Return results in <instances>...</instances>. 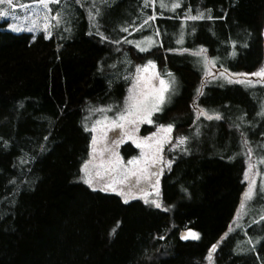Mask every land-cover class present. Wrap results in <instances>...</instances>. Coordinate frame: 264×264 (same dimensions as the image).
Returning <instances> with one entry per match:
<instances>
[{
	"label": "trees",
	"instance_id": "trees-1",
	"mask_svg": "<svg viewBox=\"0 0 264 264\" xmlns=\"http://www.w3.org/2000/svg\"><path fill=\"white\" fill-rule=\"evenodd\" d=\"M169 1L179 7L161 15L145 0H101L107 18L100 19L95 1L60 0L50 14L60 9L62 19H52L48 38L0 23V264H264V219L257 213L264 193L258 190L248 216H240L255 154L222 151L226 130L217 148L189 143L200 126L214 125L200 109L220 112L222 121L224 105L231 104L248 116L255 112L252 122L264 109V82L250 87L233 78L224 89L206 84L198 55L205 52L232 75L264 67V0ZM189 9L213 19L185 20ZM140 25L148 27L142 34L159 40L147 52L130 42ZM148 60L163 77L179 80L172 103L153 117L154 127L174 125L164 154L172 163L160 174L161 208L137 196L124 203L81 179L92 148L90 126L101 113L89 109L121 106L136 67ZM111 108L106 112L114 115L117 106ZM257 125V144L249 143L262 149L264 117ZM182 135L189 137L182 145L187 151L173 147ZM121 152L130 157L140 149L128 142ZM188 230L199 239H182Z\"/></svg>",
	"mask_w": 264,
	"mask_h": 264
},
{
	"label": "snow or ice",
	"instance_id": "snow-or-ice-1",
	"mask_svg": "<svg viewBox=\"0 0 264 264\" xmlns=\"http://www.w3.org/2000/svg\"><path fill=\"white\" fill-rule=\"evenodd\" d=\"M32 4L38 5V12H43V19L45 20L44 24V32L45 38L51 36V32L48 29L51 25L48 23L49 14L53 12L51 4H59L60 0H31ZM0 4H7L11 8H16L17 5L13 2V0H0ZM156 0H151V6H155ZM22 7L29 8V5H21ZM149 0H145V7H149ZM160 7L167 8L168 4L164 2V0H160ZM179 7L178 2H173L171 4V9L175 10V8ZM210 12V9H207ZM10 15L5 11L0 10V17ZM91 19L94 17L89 14ZM57 21V24L62 19L61 10L57 9L55 16L51 17ZM213 19L211 15L205 17L204 12H197L196 15L190 14V9L186 10L184 19L185 20H203V19ZM149 20H154L155 16H149ZM145 24L147 21L144 22ZM8 27L15 31H19V28H13V25L9 24ZM69 30L70 29H66ZM122 31H127V28L121 29ZM29 31H35V27L29 29ZM194 31V29H193ZM156 34L159 35V29L156 30ZM35 38V37H33ZM106 38V37H105ZM183 39V31H181V38L177 40V43H181ZM118 43L119 41H114ZM139 47V45H137ZM146 49L141 48V51H145ZM169 51H173V49H169ZM183 51H188L184 49ZM207 60V57H205ZM149 68L155 69V62L152 60H148L145 65H138L136 67V73L133 75L132 79L135 81L133 87L129 89L130 95L125 99L123 106L117 105V112L115 119H109L107 116H104L101 120L95 121L93 124L91 131L96 133L99 129L101 136L98 139L97 136L92 137V145L93 152L97 151L95 147L97 144L100 145L99 152L103 157L105 153L108 157V167L105 169V175L109 176L107 182H104L101 173L99 171L89 170L88 163H85L82 167L81 171L84 172V176L81 177L83 182L87 184L93 190H96L97 184L95 183L98 177H101L99 190L102 192H112L119 195L124 203H128L130 199L135 198L136 195H140L142 198L147 196V192L145 188L148 184H151L152 188L159 193L158 185H159V174L163 171V168H157V165L164 164L168 167L171 166L172 161H165L162 156L163 145L171 141L172 137L169 135L173 131L174 125L169 123L167 125L160 124L158 126V132L152 133L149 137H144L142 140L137 141L133 138L128 129L129 125L136 126L141 122H147L152 124L153 121L151 119L153 113L162 111V105H164L167 101L170 100L171 94L175 93V89L173 87L175 81L173 79H165L160 76L159 73H152L151 75H145L148 72ZM168 77H171V73L166 74ZM223 75V74H221ZM236 75H253L264 79V67H261L258 71L250 73V74H236ZM127 79V77H125ZM153 80H156L158 83H153ZM231 82V81H229ZM244 83L243 81H238ZM248 83H251L250 81ZM198 94H202L200 89H197ZM167 94V95H166ZM112 108L109 106L107 109H89V112H105L111 111ZM199 114L203 115L206 119L211 120L213 118L220 119L219 113L209 114L204 109L199 110ZM264 114V109H262L261 113ZM87 119V118H85ZM85 131H88L87 124L84 125ZM112 129H119L120 133L117 134L115 138H113L110 142L107 138V131ZM133 131L135 128L132 129ZM132 139L138 148H148L151 151L142 152L141 157H133L128 160L127 163L123 161V159L119 156L116 151V146L118 143H122L123 140ZM46 139V138H45ZM189 137L187 136H178L176 137V144L173 147H178L180 145H185L188 141ZM247 141H244V144L247 145ZM187 151V149H183ZM249 155L252 152L251 148L247 149ZM114 157V159L112 158ZM261 163H264V157L261 158ZM131 166V167H129ZM249 169L251 170L255 165L249 163ZM155 169V170H154ZM153 177L155 179H153ZM134 178V180L132 179ZM245 180H248V190L245 192V197L248 200L253 198V194L256 190V181L249 180L248 173H245ZM264 191V189H262ZM144 203L153 204L156 208H161L162 205L158 199H152L149 201L148 199H144ZM245 205L242 202L241 208H244ZM167 210V209H165ZM264 219V216L261 217ZM115 229H113V232ZM191 237L192 239H199V233L188 230L187 235H182V239H188ZM163 238V237H161ZM216 249V244L211 246V249L208 254V258L211 259L212 252Z\"/></svg>",
	"mask_w": 264,
	"mask_h": 264
},
{
	"label": "rangeland",
	"instance_id": "rangeland-1",
	"mask_svg": "<svg viewBox=\"0 0 264 264\" xmlns=\"http://www.w3.org/2000/svg\"><path fill=\"white\" fill-rule=\"evenodd\" d=\"M90 2H94L95 8H96V13H101V17L100 19H105L107 18V13H103L106 10L105 9H101L100 4H101V0H89ZM13 2L17 5L16 8H11L9 7L7 4H0V10L5 11L7 13H10V15L7 16H3L0 17V23L1 22H7L5 29L14 33H31V34H39V33H43L44 32V24H45V20L43 19L44 13L43 12H38V5L32 4L31 2H24L23 0H13ZM150 5H151V0H149ZM164 2L166 4H168L169 7L167 8H161L160 7V0H156V4L154 7H158L160 9V12H158L159 14H163L165 12H167L168 10L171 9V2L169 0H164ZM31 4V7L29 8H25L22 7L21 5H29ZM145 5V4H144ZM133 10V9H132ZM157 12L154 13V16L157 17V15H159ZM48 23L50 25H52V18H51V14H49V21ZM11 24L13 25V28H19V31H15L13 29H10L8 27V25ZM35 27V31H29V29ZM148 27H141L137 26L135 28V32L137 33V35H140L139 37H135V39H133L132 41H130L133 45L136 46V48L138 50L141 51V48L146 49L145 51H141V52H147L152 50L154 47H156L159 44V40L155 38L154 35H150V36H146L147 34H142V31H145ZM48 31H52L51 27L48 29ZM137 45H139V47H137ZM200 59H199V63L202 66V68L204 69L205 72V83L207 84L208 82H210L212 85L211 86H218L221 87V89H224L226 87V81H231L233 78L236 79L237 83H241L238 81H243L244 83L241 84H248L250 87H252V85H256L258 82H264V79L257 77V76H253V75H232L233 73H228L225 71H221L220 69H218L217 67H215V63L213 60H211L205 52H199L198 53ZM205 57H207V60H205ZM154 61V60H152ZM155 62V61H154ZM147 62L143 63L142 65H145ZM217 68V69H216ZM159 73V68L155 63V69L149 68L148 72L145 73V75H151L152 73ZM223 74V75H221ZM161 77H163L162 75H160ZM165 79H173L174 78V89H175V93L171 94V98L169 101H167L164 105H162V111L160 112H155L153 113L151 119L153 121L152 124H149L147 122H141L136 126H132L129 125L128 129H126V131H129L130 134L133 136V138L137 141L142 140L144 137H149L152 135V133H156L158 132V126L154 127L155 125V121L153 120V117L155 114L161 113L163 112L173 101V99L176 97V95L179 92V84H178V79L176 78L175 75H172L171 77H163ZM225 81V82H224ZM251 83H248V82ZM135 83V81L133 80L132 83L130 84V88L133 87V84ZM153 83H158L156 80H153ZM129 89L126 95V98L130 95L129 93ZM167 95V94H166ZM125 102V101H124ZM123 102V104H124ZM119 103H114V104H110L108 106L114 107L117 106ZM123 104L121 106H123ZM106 106V107H108ZM120 106V105H119ZM215 106V105H213ZM102 109V108H101ZM103 109H107L105 107H103ZM223 120L219 121L217 119H214V125L211 124H203L202 126H200V129L196 132V135L191 139V141H189L190 145L192 144H196L197 148L200 149V146H203L207 143L210 144V146L212 148H217L219 147V141L223 138L224 134H225V130L227 131L228 136L225 138V142L223 143L222 146V151H224L225 153H232V155L234 157H244L248 154L247 149L251 148L253 154H255L256 160L255 162V167H253L254 169L251 171L253 173H248V176L250 177L249 180H255L256 181V190L253 194V198L251 200L246 199L245 195L243 198V203L245 205L244 208H241V212H240V216L241 219L246 218V216H248V208L250 207V204L252 203V201H254V198L257 196V192L258 190H260V192H263L262 189H264V163H261V158L264 157V154L262 152V149H264V145L263 148H254L252 146H250L249 143V139L253 140V144H257V138L259 137L260 133L258 132V125L259 122L261 121V119L264 117L263 114H256V120H254V122H252V118L253 116H255V112L252 113L251 116H248L247 112H241V110L238 107H235L234 105H224L223 109ZM221 111V112H222ZM110 112V111H108ZM108 112H101L99 114V117H97V120H101L104 116H107L110 120L111 119H115L116 116V112L114 115H112V113H108ZM199 113V110H198ZM216 113H218L216 111ZM220 113V112H219ZM247 114V117H245ZM244 119L246 121H244ZM95 121H93L91 123L90 128H92L93 124L95 123ZM215 122H217L215 124ZM222 122H224V124H222ZM241 123L245 129H247L249 131V136L248 133L246 132L245 134H243V129L242 127H238L236 124ZM158 125V124H157ZM160 125V124H159ZM151 127L153 128L152 130L147 129L146 131H144V127ZM225 129H224V127ZM135 128V130L133 131L132 129ZM236 129L237 132H239V134H234V137H230L229 135V131L232 132V130ZM208 129H211L208 130ZM212 132V133H210ZM93 133V132H92ZM120 133L119 129H112L110 128L107 131V138L108 141L110 142L113 138H115L117 136V134ZM97 136V138L99 139L101 136V133L98 129V131L96 133H93V136ZM172 137V132L169 134ZM244 141H247V145L244 144ZM133 143L134 145H136L132 139H127L125 138L123 140L122 143H118L116 146V151L118 152L119 156L123 159V161L125 162V164L127 163L128 160L132 159L133 157H141L142 152H149L151 151L148 148H139L140 149V153L138 155H133L130 157H125L123 155V153L121 152V147L123 146V144L125 143ZM171 142V141H170ZM170 142L165 143L163 145V152H162V156L164 159V154L166 153V149L167 147H170ZM235 144H237L238 148L235 146ZM97 148L96 152H93V145L91 148V152L89 155V158L87 160L88 163V167L89 170H93V171H99L101 173V177L103 179L104 182H107V180L109 179L108 175H105V169L108 167V157L107 154L105 153V155L102 157L100 155L99 152V148L100 145L97 144L95 146ZM179 149H183V146L181 145ZM114 159V157H112ZM164 164H160L157 165V168H163ZM131 167V166H129ZM155 170V169H154ZM161 174V173H160ZM160 174H159V185H158V190L160 191ZM101 177H98L95 181V183L97 184L98 187H100V181H101ZM134 180V178H132ZM153 179H155L153 177ZM248 190V188H247ZM246 190V191H247ZM145 191L147 192V196L146 197H141L140 195H136V199H140L144 202V199H148L149 201H151L153 198L154 199H158L159 200V193L157 195V192L152 188L151 184H148L145 188ZM151 204V203H150ZM258 215H260V217L264 216V205H261V208L259 209V211L257 212ZM236 222V221H235Z\"/></svg>",
	"mask_w": 264,
	"mask_h": 264
}]
</instances>
